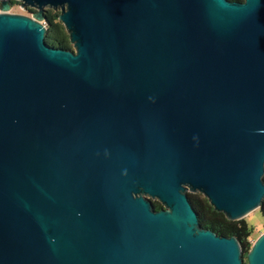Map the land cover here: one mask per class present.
Segmentation results:
<instances>
[{
  "label": "water",
  "instance_id": "95a60500",
  "mask_svg": "<svg viewBox=\"0 0 264 264\" xmlns=\"http://www.w3.org/2000/svg\"><path fill=\"white\" fill-rule=\"evenodd\" d=\"M20 1L0 0V264H264V232L245 259L186 193L261 206L264 0Z\"/></svg>",
  "mask_w": 264,
  "mask_h": 264
},
{
  "label": "trees",
  "instance_id": "16d2710c",
  "mask_svg": "<svg viewBox=\"0 0 264 264\" xmlns=\"http://www.w3.org/2000/svg\"><path fill=\"white\" fill-rule=\"evenodd\" d=\"M232 1H242V0H232ZM12 3H17L12 0ZM34 12L35 10H30ZM59 11L52 8H46L44 10L45 17V27H46V38L45 41L54 47L58 48H72L69 42L68 34L58 19ZM264 181V175H263ZM189 202L191 203L193 209L196 211L199 219V225L203 228H209L213 230L218 235L223 236H235L241 246L242 254L246 259V255L250 250L253 242L250 240L252 236V227L247 224L245 220H228L223 213L217 212L210 205L208 200L203 197L199 198L196 195H188ZM154 209H160L162 206L158 201H152ZM262 216L264 217V198L261 202L259 208Z\"/></svg>",
  "mask_w": 264,
  "mask_h": 264
},
{
  "label": "rangeland",
  "instance_id": "374dc122",
  "mask_svg": "<svg viewBox=\"0 0 264 264\" xmlns=\"http://www.w3.org/2000/svg\"><path fill=\"white\" fill-rule=\"evenodd\" d=\"M17 3H11L10 7L7 10H4L5 12L8 13H17V14H23V15H28V16H33V12L30 10H34V8H31L29 6L25 7L22 5L20 0H15ZM24 8H21V6ZM0 11H3L0 9ZM56 11H59V8L56 9ZM44 25L45 22H44ZM72 47V45H71ZM186 193L189 195H196L199 196V198H203L204 196L200 192H195L192 193L189 190L186 191ZM156 201V200H152ZM241 220H245L249 226L252 227V236L250 240L253 242L258 236H260L264 232V217L262 216L261 212L259 209H255L248 214H246Z\"/></svg>",
  "mask_w": 264,
  "mask_h": 264
}]
</instances>
